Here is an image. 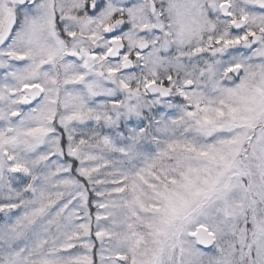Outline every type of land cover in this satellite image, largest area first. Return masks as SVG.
Segmentation results:
<instances>
[{
	"label": "snow or ice",
	"instance_id": "snow-or-ice-1",
	"mask_svg": "<svg viewBox=\"0 0 264 264\" xmlns=\"http://www.w3.org/2000/svg\"><path fill=\"white\" fill-rule=\"evenodd\" d=\"M0 264H264V0H0Z\"/></svg>",
	"mask_w": 264,
	"mask_h": 264
}]
</instances>
